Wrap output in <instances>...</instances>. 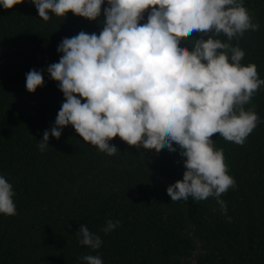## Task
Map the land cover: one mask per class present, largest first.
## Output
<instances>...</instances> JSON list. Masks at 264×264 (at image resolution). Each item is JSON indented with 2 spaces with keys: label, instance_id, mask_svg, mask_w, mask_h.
I'll list each match as a JSON object with an SVG mask.
<instances>
[{
  "label": "trees",
  "instance_id": "1",
  "mask_svg": "<svg viewBox=\"0 0 264 264\" xmlns=\"http://www.w3.org/2000/svg\"><path fill=\"white\" fill-rule=\"evenodd\" d=\"M242 3L259 30L230 43L245 52L241 64L255 63L264 80V0ZM108 6L104 0L95 20L49 11L45 21L33 0L10 9L0 5V176L12 184L16 205V215L0 213V264H86L88 254L103 264H189L198 244L195 264H264V85L244 106L259 117L245 143L212 137L236 181L220 197L226 214L214 197L171 201L167 188L186 171L175 142V152H157L116 136L109 143L119 150L110 156L69 124L39 149L66 99L47 67L62 57L57 49L63 38L81 31L99 35ZM151 10L142 13L141 25ZM213 34L193 32L181 46L191 51L195 39ZM214 38L229 42L223 33ZM32 69L44 70L45 82L35 92L26 88ZM109 219L121 223L106 234ZM81 224L101 237L99 249L79 243Z\"/></svg>",
  "mask_w": 264,
  "mask_h": 264
},
{
  "label": "clouds",
  "instance_id": "2",
  "mask_svg": "<svg viewBox=\"0 0 264 264\" xmlns=\"http://www.w3.org/2000/svg\"><path fill=\"white\" fill-rule=\"evenodd\" d=\"M22 2L0 0V5L10 9ZM33 3L45 21L49 11L57 16L71 11L95 20L104 0ZM108 4L101 33L81 31L63 38L57 49L62 57L47 67L66 99L51 130L44 131L39 149L45 150L50 136L59 139L69 124L84 141L110 156L119 150L109 143L116 136L157 152L165 148L175 152V142L186 157V171L167 188L171 201L214 197L226 214L227 204L220 197L236 181L212 137L219 133L243 145L257 126V113L244 106L264 80L255 63L241 64L245 52L230 41L248 30L258 31L259 23L253 22L242 0H108ZM150 7L148 21L141 25L142 13ZM213 30L207 39H195L193 50L181 46L193 32L207 35ZM221 33L229 42L214 38ZM43 71L26 73L28 91L44 84ZM13 196L12 184L0 176V213L16 215ZM120 223L109 219L102 231L107 234ZM78 235L79 243L93 250L103 243L86 224L80 225ZM82 260L103 264L99 255H84Z\"/></svg>",
  "mask_w": 264,
  "mask_h": 264
},
{
  "label": "water",
  "instance_id": "3",
  "mask_svg": "<svg viewBox=\"0 0 264 264\" xmlns=\"http://www.w3.org/2000/svg\"><path fill=\"white\" fill-rule=\"evenodd\" d=\"M199 250H200V245L198 244L197 247H196V250L193 253V256L189 260L190 261L189 264H195V260H196L195 257L197 255V253L199 252Z\"/></svg>",
  "mask_w": 264,
  "mask_h": 264
}]
</instances>
